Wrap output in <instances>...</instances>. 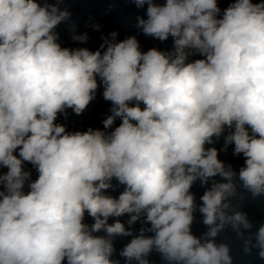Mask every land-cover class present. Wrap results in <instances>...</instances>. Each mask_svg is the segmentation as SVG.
Returning a JSON list of instances; mask_svg holds the SVG:
<instances>
[{
  "label": "clouds",
  "instance_id": "clouds-1",
  "mask_svg": "<svg viewBox=\"0 0 264 264\" xmlns=\"http://www.w3.org/2000/svg\"><path fill=\"white\" fill-rule=\"evenodd\" d=\"M132 2L147 5L137 27L160 41L171 36V51L142 52L135 36L117 42L116 32L96 51L62 47L55 29L71 14L59 0H0V167L8 169L0 173V264H119L113 239L133 232L108 221L125 214L129 226L150 224L120 252L126 264H149L153 250L169 264H232L229 246L214 238L229 225L241 236L253 227L232 199L238 182L264 195V0H234L222 17L217 0ZM194 54L203 58L187 62ZM97 77L112 105L104 129L120 125L68 132L56 124L95 99ZM221 136L224 151L234 145L245 158L238 174L206 147ZM113 179L124 186L118 198L105 194ZM210 180L198 209L208 230L198 238L190 189ZM255 239L264 258V225Z\"/></svg>",
  "mask_w": 264,
  "mask_h": 264
},
{
  "label": "water",
  "instance_id": "water-1",
  "mask_svg": "<svg viewBox=\"0 0 264 264\" xmlns=\"http://www.w3.org/2000/svg\"><path fill=\"white\" fill-rule=\"evenodd\" d=\"M227 135V131L225 132ZM224 146V136H221L218 140H215L214 144L206 145V147H216L218 149L219 155L218 158L223 161L226 165L230 164L232 168L237 172L239 169L244 166L245 158L240 156L233 155L234 145H229L227 150H223ZM218 182H223L222 178L219 176L213 178ZM113 188L105 191L106 195H110L114 198H118L119 194L124 190L123 185H119L118 181H114ZM211 187V180L207 185L202 186L199 181H196L191 187L190 191L194 194L195 203L197 205V210L194 212V222L191 225V232L196 237H203L207 232L208 228L203 223V216L199 212V206L202 204L200 197L204 194V192ZM232 204L237 211H241L246 213L247 219L253 225L251 229H241L243 232V236L238 235L237 231L233 230V228L229 225L226 226L224 230H222L217 237H215V242L217 244L224 243L227 244L230 248V255L232 257V264H264V258L259 256V248L255 247L256 239L255 234L258 232L259 228L264 225V195L253 197L251 193L244 190L239 182L237 184V196L232 199ZM130 219L128 214H125L121 217H110L108 223H114L116 220L125 224L126 228H131L133 232V236L139 234V230L144 227H150V224L144 223L143 220L137 221L134 225L129 226L127 221ZM84 223L91 226L94 223L92 217L88 216L85 213ZM94 235L104 236L105 233L103 231L99 233H94ZM146 236H151L153 233L146 232ZM133 236H116L113 239L114 245V253L111 257L113 260H117L119 264H126L125 258L120 256V252L123 248L130 243ZM251 239V244L248 245L250 247V252L245 251V241ZM147 260L149 264H169L160 253L153 250L148 256ZM62 264H67V260L65 259ZM131 264H137L135 260L131 262Z\"/></svg>",
  "mask_w": 264,
  "mask_h": 264
}]
</instances>
